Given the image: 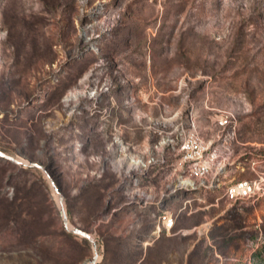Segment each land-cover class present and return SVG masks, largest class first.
I'll return each mask as SVG.
<instances>
[{
  "label": "rangeland",
  "instance_id": "374dc122",
  "mask_svg": "<svg viewBox=\"0 0 264 264\" xmlns=\"http://www.w3.org/2000/svg\"><path fill=\"white\" fill-rule=\"evenodd\" d=\"M0 151L48 175L0 158V264L90 262L50 180L98 264H264V0H0ZM242 180L259 197L226 202Z\"/></svg>",
  "mask_w": 264,
  "mask_h": 264
},
{
  "label": "built area",
  "instance_id": "2783aa9c",
  "mask_svg": "<svg viewBox=\"0 0 264 264\" xmlns=\"http://www.w3.org/2000/svg\"><path fill=\"white\" fill-rule=\"evenodd\" d=\"M219 125H223V123L220 122ZM177 147L181 156L177 163L181 168H184L185 175L182 183L185 184L186 190L196 192L199 189L210 187L212 182L208 180V176L215 158L209 147L200 140L194 131L184 133ZM251 166H255V162H252ZM259 191L258 182L242 180L225 186L223 197L226 202L233 204L245 199H257ZM161 218L163 228L171 229L174 225L173 218L166 215Z\"/></svg>",
  "mask_w": 264,
  "mask_h": 264
},
{
  "label": "water",
  "instance_id": "95a60500",
  "mask_svg": "<svg viewBox=\"0 0 264 264\" xmlns=\"http://www.w3.org/2000/svg\"><path fill=\"white\" fill-rule=\"evenodd\" d=\"M0 158L7 160V161H9V162H11L17 166L22 167V168H38V169L42 170L46 174V176H48L47 173L44 171V168L37 163L25 162L18 157L8 155L2 151H0ZM50 184H51V187H52L54 193H56L60 198L59 199L60 206H58V210H59V214L61 216L63 227H64L65 231L74 235V236H77V237H80L82 239L87 240L91 245V250L93 251L90 263L91 264H98L100 262L98 260L100 255L98 252L96 240L87 231L81 230V229L71 225V223L69 222L68 216H67L66 207H65L64 200H63L62 196L59 194L57 187L55 186V184L51 180H50Z\"/></svg>",
  "mask_w": 264,
  "mask_h": 264
},
{
  "label": "trees",
  "instance_id": "16d2710c",
  "mask_svg": "<svg viewBox=\"0 0 264 264\" xmlns=\"http://www.w3.org/2000/svg\"><path fill=\"white\" fill-rule=\"evenodd\" d=\"M56 185H57L58 188L60 189L59 185H58V184H56ZM157 215L160 216L161 214H157ZM67 235L73 237L71 234H67ZM82 241H83L84 243L87 244V241H86L85 239H82ZM107 242H108V241H103V245H104V254H103L102 263L106 260L107 255L109 254V248H108V243H107ZM123 247H124V246H123ZM114 250H115V249L110 250V252H111V251H114ZM121 250H122V246L119 245V246H118V249L114 251L115 256L119 257L120 254H122V253H121V252H122ZM139 261H140V260H139ZM127 262L130 263L129 258H128Z\"/></svg>",
  "mask_w": 264,
  "mask_h": 264
},
{
  "label": "bare ground",
  "instance_id": "6f19581e",
  "mask_svg": "<svg viewBox=\"0 0 264 264\" xmlns=\"http://www.w3.org/2000/svg\"><path fill=\"white\" fill-rule=\"evenodd\" d=\"M60 206V205H59ZM99 260V259H98ZM88 264H91L90 262H88Z\"/></svg>",
  "mask_w": 264,
  "mask_h": 264
}]
</instances>
